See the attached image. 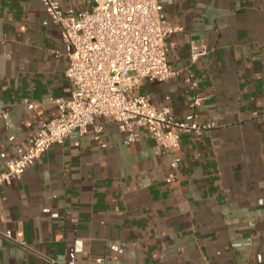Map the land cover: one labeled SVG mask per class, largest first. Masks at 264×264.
Masks as SVG:
<instances>
[{
    "label": "crops",
    "instance_id": "crops-1",
    "mask_svg": "<svg viewBox=\"0 0 264 264\" xmlns=\"http://www.w3.org/2000/svg\"><path fill=\"white\" fill-rule=\"evenodd\" d=\"M160 4L178 29L167 41L178 74L139 93L176 119L196 95V123L213 128L181 135L174 153L146 131L125 145L102 118L99 143L91 126L71 133L0 187V231L11 236L0 238V264H264V0ZM191 42L206 48L195 62ZM67 67L39 0H0V175L57 117Z\"/></svg>",
    "mask_w": 264,
    "mask_h": 264
},
{
    "label": "built area",
    "instance_id": "built-area-1",
    "mask_svg": "<svg viewBox=\"0 0 264 264\" xmlns=\"http://www.w3.org/2000/svg\"><path fill=\"white\" fill-rule=\"evenodd\" d=\"M47 19L59 28L68 67L65 78L68 96L54 99L56 118L44 123L34 137L18 149L19 158L7 163L0 175V187L21 179L25 171L53 145L62 144L73 132L84 135L94 128L99 143L102 127L95 120L116 123L125 135L124 144L135 143L141 131L169 153L179 148L180 136L200 135L212 125H198L197 106L201 99L191 96L187 112L176 119L170 107L156 108L147 95L140 94L144 82L167 83L178 72L168 62L167 41L178 29L162 14L160 0H85L87 8L63 11L56 0H39ZM206 54V48L190 43L191 62ZM194 90L191 77L185 79ZM179 159L170 166L178 168ZM0 238L10 241L9 232ZM26 248L24 243H17Z\"/></svg>",
    "mask_w": 264,
    "mask_h": 264
}]
</instances>
